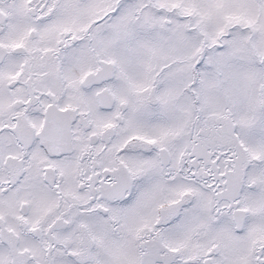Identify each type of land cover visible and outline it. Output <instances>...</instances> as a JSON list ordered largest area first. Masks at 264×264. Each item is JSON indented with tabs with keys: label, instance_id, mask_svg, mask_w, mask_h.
Masks as SVG:
<instances>
[{
	"label": "snow or ice",
	"instance_id": "obj_1",
	"mask_svg": "<svg viewBox=\"0 0 264 264\" xmlns=\"http://www.w3.org/2000/svg\"><path fill=\"white\" fill-rule=\"evenodd\" d=\"M0 264H264V0H0Z\"/></svg>",
	"mask_w": 264,
	"mask_h": 264
}]
</instances>
